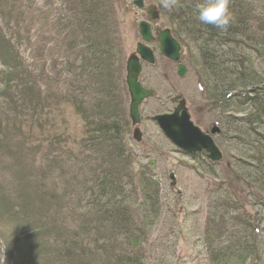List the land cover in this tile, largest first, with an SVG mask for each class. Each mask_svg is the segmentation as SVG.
Segmentation results:
<instances>
[{"label":"trees","instance_id":"1","mask_svg":"<svg viewBox=\"0 0 264 264\" xmlns=\"http://www.w3.org/2000/svg\"><path fill=\"white\" fill-rule=\"evenodd\" d=\"M112 2L0 0L6 27L0 26V111H13V116L2 112L0 144L16 146L25 159L33 157L32 163H44L35 172L24 160L15 177L24 178L17 186L22 192L14 193L13 205L19 208L16 213L8 208L7 214L27 221L36 216V222L22 229V242L9 241L0 224L6 236L4 264L166 263L165 258L157 262L154 250L163 244L150 242L163 210L160 180L147 166L140 174L131 169L137 161L127 146L131 119L121 96L125 79L117 62ZM202 2L179 0L169 12L172 31L183 47L198 51L195 61L188 58L200 62L207 81L215 84L204 86L213 105L223 113L233 105L248 110L244 117L232 113L230 122L222 116L218 123L236 134L226 138L241 145L243 158H232L235 175L253 196L264 198V67H258L264 65V0H230L234 20L226 31L197 19ZM26 37L36 39L39 48L41 41L52 46L58 57L51 54L49 64L25 58ZM69 105L72 116L66 113ZM75 115L81 131L69 125ZM218 146L224 150L223 143ZM190 157L207 174L219 176L220 162L205 153ZM57 192L66 194L59 198ZM224 194L211 203L203 233L208 262L258 264L255 219L232 213L239 211L233 195Z\"/></svg>","mask_w":264,"mask_h":264},{"label":"rangeland","instance_id":"2","mask_svg":"<svg viewBox=\"0 0 264 264\" xmlns=\"http://www.w3.org/2000/svg\"><path fill=\"white\" fill-rule=\"evenodd\" d=\"M114 1L111 4L112 9L116 13L117 20L116 44L119 49V53H117L119 59L117 62L119 61L121 64V71L124 70V75L123 73L121 75L125 79L126 60L136 50L137 43L141 41L138 24L140 21L146 19V12L144 9L134 5V0ZM144 1L146 2L145 8L149 4H155L159 9L160 20L157 22L158 25L162 28H173L170 23V11L162 7L161 0ZM2 5L3 3H0V26L5 27L1 15L3 13ZM42 43L43 41H41L39 48V43L36 39L31 40L30 37L29 39L26 37L25 47L23 48L26 50V47H28V49L24 52L25 58L38 60L40 58L42 62L49 64L51 54L54 55V59L56 56L58 57L57 51L52 46H45ZM154 47L156 46L154 45ZM189 47H183V60L188 64V71L184 77H180L177 74L176 65L162 58L158 51L155 53V64L144 68L141 75L142 82L144 86L152 88L156 94L147 99L140 108V126L143 134L141 142H137L133 138L130 139L131 142H127V146L131 149L137 161V163L131 165L133 172L140 174L142 166H147L161 183L163 210L161 217L157 220L156 230L150 242L156 245L163 244L158 249L154 248L157 262H161L165 258V264H209L203 240L209 208L211 203L220 196H226L224 192H231L233 196L230 199L233 201L235 208L239 210L232 211V213L236 216H241L245 220L250 219L249 216L255 219L254 224L259 229L258 237L260 240L259 255L261 256V261L258 264H264V198L253 196L252 194L256 193L244 181L238 178L237 174L235 175L232 167H236L237 160L233 161V159L243 158L241 145L238 144V141H234V139L232 141V138H226L227 131L223 128L222 124L218 123L220 122L218 119H222V116L230 122L228 114L235 113L238 117H244L248 115V110L244 107L238 108L233 105L230 112L223 113L213 105L211 94H205L204 86L205 83L208 86L215 84L212 80L210 82L207 81L208 79L204 75L206 70L200 64L198 58L197 61L199 63H191L189 61V56L193 57L195 61L196 52H198L196 49H193L194 46L190 45ZM116 65L118 66V63ZM258 67L260 70L264 65L259 63ZM117 69L120 71L119 66ZM165 74H167V78ZM121 82L123 89V91L121 90V96L125 98L124 103L128 110V104H130L129 93L126 92V82ZM177 95L186 99L194 122L203 130H211L214 125L221 128L220 132L223 133L221 136H224L221 137L220 134L215 136L218 145L223 143L224 146V150L222 149L224 158L216 169L219 176L215 177L207 174L200 162L192 159L175 147L163 135L157 124L150 120L151 116L170 112L174 105L172 98H175ZM15 104L19 105L17 102ZM65 109L66 113L72 116L73 109L70 105ZM2 112L4 113V111ZM2 112L0 111V120L5 119L6 114L4 113L5 115H3ZM11 113L13 114V111L9 112L6 116H13ZM69 125L70 127H75L76 130H80L81 128V122L76 115L73 117V120L70 118ZM24 126H28L25 121ZM24 129L27 128L25 127ZM80 131L78 137L80 136ZM133 132L134 127L131 124L128 136H133ZM227 135L229 137L236 136L235 132L227 133ZM18 152L19 150L16 146L9 145V147L5 148L3 144H0V224L1 228L6 230V236L9 241L17 239V242H22V240H25L23 236L26 235L22 232V229H30L36 222V216H32V219L29 221L26 218H9L7 214L8 208L12 209L13 213H16L19 208L17 206L14 207L13 204H17L16 199L18 196L16 195H19L18 192H22L17 186L23 185L21 181L24 179L23 175L19 176L18 180L20 181L15 180V177L18 175L17 172L22 171L24 168L23 164L21 165L24 160L35 172L44 163H32V156L29 155L25 159L24 155L22 153L18 154ZM11 153L17 156L12 157ZM60 153L62 152L60 151ZM151 163H154V165L152 166ZM64 193L57 192L56 194L61 198L60 196L64 197ZM169 208L172 209V212L175 211L174 215L173 213L166 214ZM60 219H64V216ZM66 220L72 227L73 218ZM226 226L227 228H231L230 223H226ZM12 228H14V231ZM6 236L0 230V264H4V260L5 263L7 262L4 256L6 245L4 248L2 247ZM161 254H163V257Z\"/></svg>","mask_w":264,"mask_h":264},{"label":"water","instance_id":"3","mask_svg":"<svg viewBox=\"0 0 264 264\" xmlns=\"http://www.w3.org/2000/svg\"><path fill=\"white\" fill-rule=\"evenodd\" d=\"M133 4L143 9V0H134ZM148 20L140 22L138 25L141 42L137 44L136 52L128 57L126 63V85L130 96L129 116L134 126L133 137L137 141L142 140L141 131V113L140 108L145 99L154 95L155 91L144 88L139 80L142 64L141 59L154 63L155 57L149 43L155 40L159 42L160 54L172 61L180 62L182 46L173 36L169 28H160L156 30V35L152 33L150 22L160 19L159 11L156 7L147 9ZM185 65L181 64L179 75L184 76ZM177 106L171 113L157 114L151 118L163 135L178 149L193 155L199 152H205L207 158L212 162H220L223 159V153L217 145L214 135L220 130L213 127L211 131L203 130L197 125L191 115L189 107L184 97L179 96ZM153 166L154 163H151Z\"/></svg>","mask_w":264,"mask_h":264},{"label":"clouds","instance_id":"4","mask_svg":"<svg viewBox=\"0 0 264 264\" xmlns=\"http://www.w3.org/2000/svg\"><path fill=\"white\" fill-rule=\"evenodd\" d=\"M161 3L163 8L171 11L178 5L179 0H161ZM196 11L197 19L201 23L213 25L225 31L234 20L233 12L230 9V0H203L197 5Z\"/></svg>","mask_w":264,"mask_h":264},{"label":"flooded vegetation","instance_id":"5","mask_svg":"<svg viewBox=\"0 0 264 264\" xmlns=\"http://www.w3.org/2000/svg\"><path fill=\"white\" fill-rule=\"evenodd\" d=\"M143 2H144V10H145V12H146V19H144V20H142V21H140V22H143V21H147L148 20V15H147V9L149 8V7H156V9L157 10H159L158 8H157V6L155 5V4H149V6L148 7H146L145 8V1L143 0ZM139 22V23H140ZM157 22H158V20L157 21H153V22H150V24H151V30H152V33L154 34V35H156V30H157V28L158 27H160V28H162L160 25H158L157 24ZM139 25V24H138ZM165 28H167V27H165ZM171 30V32H172V34H173V31H172V29H170ZM173 36L176 38V36L173 34ZM177 39V38H176ZM178 40V39H177ZM179 41V40H178ZM141 42V41H140ZM139 43V42H138ZM137 43V44H138ZM149 44H151V45H149ZM148 44V46L152 49V51H153V54H154V57H155V62H156V51H158V53L160 54V50H159V42H158V40L155 38V40L154 41H152L151 43H149ZM154 45L156 46V47H154ZM137 47V46H136ZM136 52V50L135 51H133V53H135ZM133 53H131V54H133ZM130 54V55H131ZM161 55V54H160ZM162 58H164V59H166L167 61H169V62H171V63H174L175 65H176V69H177V74L179 75V68H180V65L181 64H183V65H185V67H186V71H185V74H186V72L188 71V64L186 63V61H184L183 60V49H182V51H181V60H180V62H175V61H172V60H170V59H168V58H166V57H163L162 56ZM127 60H128V58H127ZM127 60H126V63H127ZM141 61V64H142V70H141V74H140V78H139V80H140V82H141V84H142V86L144 87V88H147V89H152V88H149V87H146V86H144V84H143V82H142V79H141V75H142V72L144 71V68L145 67H148V66H152V65H154L155 64V62L154 63H150V62H147V61H145V60H143V59H141L140 60ZM180 76V75H179ZM185 76V75H184ZM184 76H180V77H184ZM165 77L167 78L168 76H167V74H165ZM125 80H126V78H125ZM126 82V81H125ZM153 90V89H152ZM156 94V92L154 93V95ZM154 95H152V96H154ZM151 96V97H152ZM180 95H177L175 98H172V102H173V109L172 110H170V112H165V113H171L173 110H174V108L177 106V104H178V101H179V99H177V97H179ZM150 98V97H149ZM149 98H147V99H149ZM147 99H145V101L147 100ZM185 99V98H184ZM186 100V99H185ZM144 101V102H145ZM144 102H143V104H144ZM142 106V105H141ZM129 107H130V104H129ZM165 113H161V114H165ZM157 115V114H156ZM155 116V115H154ZM153 116H151V118H152ZM151 120V119H150ZM154 122V121H153ZM131 124H132V122H131ZM133 126V125H132ZM134 127V126H133ZM213 127H217V125H214ZM213 127L211 128V130L213 129ZM217 128H219V127H217ZM211 130H208V131H211ZM219 130L221 131V128H219ZM218 132V133H216L213 137H214V139H215V136L216 135H219L221 132ZM131 138H133L134 139V137L133 136H131L130 137V139ZM135 140V139H134ZM135 141H137V140H135ZM216 141V140H215ZM137 142H141V141H137ZM217 143V142H216ZM180 150V149H179ZM180 151H182V150H180ZM183 152V151H182ZM184 154H186L187 156H195V155H198V154H200V153H205V152H199V153H196V154H193V155H189V154H187V153H185V152H183ZM206 154V153H205ZM209 160V159H208ZM212 162V161H211Z\"/></svg>","mask_w":264,"mask_h":264}]
</instances>
